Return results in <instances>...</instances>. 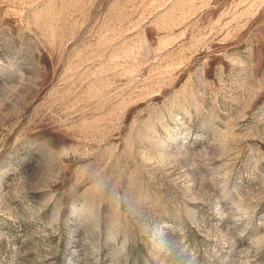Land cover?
<instances>
[{"label": "rangeland", "instance_id": "rangeland-1", "mask_svg": "<svg viewBox=\"0 0 264 264\" xmlns=\"http://www.w3.org/2000/svg\"><path fill=\"white\" fill-rule=\"evenodd\" d=\"M0 264H264V0H0Z\"/></svg>", "mask_w": 264, "mask_h": 264}]
</instances>
